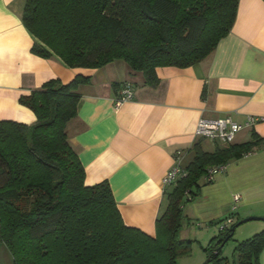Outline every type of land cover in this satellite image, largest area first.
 Returning <instances> with one entry per match:
<instances>
[{"label":"trees","instance_id":"1","mask_svg":"<svg viewBox=\"0 0 264 264\" xmlns=\"http://www.w3.org/2000/svg\"><path fill=\"white\" fill-rule=\"evenodd\" d=\"M236 2L25 0L21 22L35 40L30 51L41 58L54 55L68 67L89 69L120 60L153 87L154 68L188 67L213 50L231 26ZM87 82L49 80L18 100L33 114L31 125L0 121V243L11 264H175L191 244L178 239L185 197L196 195L208 168L264 139L212 151L197 139L184 176L163 190L166 206L149 237L123 225L106 182L83 185L64 128L76 113V90ZM236 222L208 241V264H255L264 229L237 242L230 261L220 258L217 247L231 239Z\"/></svg>","mask_w":264,"mask_h":264},{"label":"crops","instance_id":"2","mask_svg":"<svg viewBox=\"0 0 264 264\" xmlns=\"http://www.w3.org/2000/svg\"><path fill=\"white\" fill-rule=\"evenodd\" d=\"M24 3L0 0V121L31 125L35 118L20 97L52 79L65 84L75 76L88 78L76 90V113L64 128L83 169V185L106 182L123 225L153 237L166 206L168 187L160 179L177 161L182 169L191 161L196 121L228 117L241 124L248 116H264V2L237 0L231 26L213 50L188 67L154 68L153 87L120 60L71 68L54 55L33 54L35 40L21 22ZM124 83L132 98L115 107ZM253 137L264 139V122L240 130L229 144ZM208 142L209 151L227 145ZM215 166L223 170L208 181L199 178L196 195L186 196L180 208L178 239L199 248L217 235L222 219L264 218V141ZM262 229L264 224H254L241 233ZM0 264H11L2 243ZM255 264H264V246Z\"/></svg>","mask_w":264,"mask_h":264},{"label":"built area","instance_id":"3","mask_svg":"<svg viewBox=\"0 0 264 264\" xmlns=\"http://www.w3.org/2000/svg\"><path fill=\"white\" fill-rule=\"evenodd\" d=\"M132 98L131 86L128 83H124L119 91V96L114 102V106L117 107L121 103L128 101ZM258 122H264V116L253 117L248 116L245 118L244 122L239 124L233 122L230 118L224 117L220 119H204L199 118L196 121L194 135L196 138H201L208 140L210 142H215L218 144H229L233 141L235 135L242 129L249 128L253 124ZM223 170V166H214L208 168L204 175L205 180H210V178ZM184 176V171L177 161L174 166L163 174L160 179L161 187L165 188L172 184L176 179ZM237 199V196L234 198ZM223 225L220 229L224 228L226 225L231 223L229 218L224 220Z\"/></svg>","mask_w":264,"mask_h":264},{"label":"rangeland","instance_id":"4","mask_svg":"<svg viewBox=\"0 0 264 264\" xmlns=\"http://www.w3.org/2000/svg\"><path fill=\"white\" fill-rule=\"evenodd\" d=\"M211 143L208 141H202L203 149L205 151H209V146ZM264 219V218H263ZM254 224H264L261 221H248L246 223H243L239 226H237L234 229L233 235L230 240L226 241L224 245L220 249V255L225 256L227 259L230 260L231 257V252L234 248V245L237 242L243 241L245 239H248L249 235L251 234H246V233H241V230H244V228H249V226L254 225ZM208 243V242H207ZM206 242L202 246V248H199L198 244L195 242H191L190 244V250L186 256H182L178 258L175 261V264H203L204 261L206 260V253L203 251L204 248L206 247Z\"/></svg>","mask_w":264,"mask_h":264},{"label":"water","instance_id":"5","mask_svg":"<svg viewBox=\"0 0 264 264\" xmlns=\"http://www.w3.org/2000/svg\"><path fill=\"white\" fill-rule=\"evenodd\" d=\"M254 220H258V221H264V219L263 218H258V217H247V218H243V219H241V220H239L238 222H236L235 224H234V226L231 228V231L233 232V230L237 227V226H239V225H241V224H243V223H246V222H248V221H254ZM226 242V239L217 247V251H219L220 249H221V247L223 246V244ZM203 264H208V259H206L205 261H204V263Z\"/></svg>","mask_w":264,"mask_h":264}]
</instances>
